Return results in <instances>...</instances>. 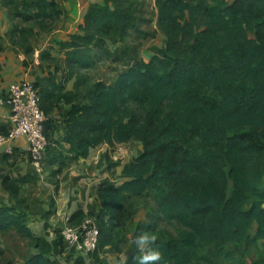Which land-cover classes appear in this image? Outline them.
<instances>
[{"label":"trees","instance_id":"obj_1","mask_svg":"<svg viewBox=\"0 0 264 264\" xmlns=\"http://www.w3.org/2000/svg\"><path fill=\"white\" fill-rule=\"evenodd\" d=\"M3 1L18 19L10 40L24 49L31 36L53 31L64 14L58 0ZM154 2L166 43L149 61L140 57L144 40L127 41L144 22L151 23L142 11L144 0L93 3L78 31L59 41L68 75L77 80L74 90L53 75L34 83L47 117L59 103L72 104L65 120L68 147L58 140L61 148L53 147L49 117L45 123V160L58 163L60 170L70 157H85L104 143L142 145V153L124 168L129 179L99 192L101 216L93 215L100 226L97 259L121 220L137 209L128 200L148 193L160 221L176 230L172 235L158 229L147 217L136 230L135 235L147 231L157 237L161 264H202L209 258L199 256L201 247L212 246L216 255L228 244L225 256L243 264V246L264 240V0ZM110 37L121 42L120 54L129 64L113 82L92 83L79 70L93 66L98 51L113 54ZM33 51L34 45L26 50ZM40 59L58 60L47 49ZM36 175L35 170L19 177L0 174L3 188L16 199L0 206V233L15 231L30 239L38 251L25 264H60L50 253L63 248L61 230L53 242L35 234L21 208L26 200L19 199L20 190ZM136 256L135 250L124 264H136ZM73 264L86 262L81 258Z\"/></svg>","mask_w":264,"mask_h":264},{"label":"crops","instance_id":"obj_2","mask_svg":"<svg viewBox=\"0 0 264 264\" xmlns=\"http://www.w3.org/2000/svg\"><path fill=\"white\" fill-rule=\"evenodd\" d=\"M58 2L64 11L61 20L53 31L43 34L42 40L38 41V44L35 43L33 53H27L23 47L11 42L9 32L13 24L17 22V18L14 17L13 10L0 0V134L2 135L7 134L12 126L11 108L1 102L10 95L12 84L23 80L34 84L38 79L53 75L56 80L64 81L67 90L75 88L77 77L68 75L65 54L60 50L59 41L68 40L71 34L77 32L90 5L103 3V0H58ZM151 11L150 26L154 35L140 50V57L143 59L149 50L154 49L152 48L154 43L160 44L161 41L162 45L165 44L166 35L157 25L158 10L154 1L151 4ZM109 41L113 43V54H120L121 42L114 37H110ZM46 49L58 59L56 62L40 59L41 52ZM82 70L84 68L80 69L79 73L86 76V79L92 83L103 80L91 79L88 76L90 73L83 74ZM117 74L107 82H113ZM71 106V103L61 102L48 113L53 125V129H49L50 141H53V147L57 149L62 146L57 143L58 141L64 144V147L69 146L64 142V136L65 120ZM129 144L138 145L139 149H135V155L128 153L127 145ZM8 148H13L14 152L7 153ZM142 151L143 147L137 141L117 143L114 148L104 143L92 148L85 157H70L67 159V164L60 170L58 163H50L46 158L43 176L36 175L33 182L25 183L19 194V199L26 200L21 208L28 214L31 230L53 242L59 236V231L65 225L67 218L78 222L89 215L101 216L100 190L109 185L119 186L129 179L124 173V168ZM65 153L71 156L70 152ZM1 173L15 177L34 174L25 135L0 141ZM15 203L16 199L11 198L10 193L3 188L0 178V206ZM146 217L147 212L133 207L131 215L121 220L114 240L98 252V259L95 254H89L80 247L72 248L65 241L63 248L52 251L50 256L60 264H73L81 258L86 264H124L135 252L132 238ZM103 218L108 219V216L103 215ZM256 230L255 223L251 229V236L255 235ZM12 238L16 240L13 245L8 243ZM24 239L26 244L20 242ZM243 249H246L245 264L264 259V240L257 242L251 240L249 244L243 246ZM37 251L29 238L22 237L15 231L6 235L0 233V264H25L26 259Z\"/></svg>","mask_w":264,"mask_h":264},{"label":"built area","instance_id":"obj_3","mask_svg":"<svg viewBox=\"0 0 264 264\" xmlns=\"http://www.w3.org/2000/svg\"><path fill=\"white\" fill-rule=\"evenodd\" d=\"M1 102L11 108L12 126L7 135L0 134V141L25 135L33 169L39 176H43L46 149L49 145L45 133L48 117L41 108L39 90L32 82L23 80L12 84L10 95ZM13 152V148L7 149V153ZM61 234L70 247H80L92 254L98 246L100 226L93 215L86 216L78 225L71 224L70 219L67 218Z\"/></svg>","mask_w":264,"mask_h":264},{"label":"rangeland","instance_id":"obj_4","mask_svg":"<svg viewBox=\"0 0 264 264\" xmlns=\"http://www.w3.org/2000/svg\"><path fill=\"white\" fill-rule=\"evenodd\" d=\"M104 1V0H103ZM154 0H144V6L142 8V11L144 12L145 16L152 17V11H151V4H153ZM18 20V19H17ZM57 25V24H56ZM25 26H29V24H26ZM151 32V26L150 22H144L142 25V31L139 33H135V35L132 37H129L127 39L128 42L135 41L137 39L144 40V43H147L148 41L151 40V36H147L148 33ZM43 34H48V32H41V33H36L35 35L30 37L29 43H27L25 47V50H27L31 45H35V43L38 44V41H41L43 38ZM160 44H153L152 48L153 50H149L147 52V56H144L145 61H149L154 55L158 54L160 52V49L164 46L162 45V42H159ZM166 43V36H165V42ZM96 63L91 66L88 69L82 70L83 74L90 73L88 75L91 79H103L106 81H109L113 78L115 74H117L119 71L127 68L129 61L125 57L122 56V54H110L107 56L106 54L102 53L101 51H98L96 53ZM32 56V55H31ZM128 153L135 155V149H139L137 144H129L127 145ZM127 202V201H126ZM128 202H134L135 205H137V210L142 209L147 212V220L154 224L156 228L158 229H167L172 235H176V230L174 225H170L166 222H163L162 220L160 221V214L158 212V207L154 199L152 198L151 194H145L142 196H138L132 199H129ZM15 239L17 240V236H15ZM13 238L9 239V244L15 243ZM22 244L25 243L26 241L24 239L20 241ZM20 244V243H19ZM232 245L228 244L225 246L224 251L217 252L216 255L212 252L214 250L212 246H206V247H201L199 249V256L201 257H207L209 258V261L203 259L202 264H239V262H230L229 257L225 256L226 252L231 248ZM235 250V249H234ZM236 252V251H235ZM236 252L235 254H237ZM228 257V258H227ZM245 264V263H243ZM249 264H254L253 261Z\"/></svg>","mask_w":264,"mask_h":264},{"label":"clouds","instance_id":"obj_5","mask_svg":"<svg viewBox=\"0 0 264 264\" xmlns=\"http://www.w3.org/2000/svg\"><path fill=\"white\" fill-rule=\"evenodd\" d=\"M156 240L157 237L147 231L132 238V245L137 252L136 264H161L163 253Z\"/></svg>","mask_w":264,"mask_h":264}]
</instances>
